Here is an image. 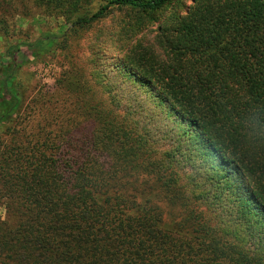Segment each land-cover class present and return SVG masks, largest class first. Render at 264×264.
Returning a JSON list of instances; mask_svg holds the SVG:
<instances>
[{
	"label": "trees",
	"instance_id": "trees-1",
	"mask_svg": "<svg viewBox=\"0 0 264 264\" xmlns=\"http://www.w3.org/2000/svg\"><path fill=\"white\" fill-rule=\"evenodd\" d=\"M34 1L48 7L55 0ZM81 1L56 0L74 27L114 7L153 19L175 0H96L95 10L72 20ZM168 29L164 60L145 50L116 65L132 83L153 90L182 135L214 158L221 195L226 188L219 183L232 180L241 207L231 212L247 225L246 239L258 224L264 237V186L258 184L264 179V0H192L160 36ZM55 43L47 33L35 42L7 41L0 54V127L9 124L6 133L16 138H0V189L14 218L0 223V264H206V252L211 264H264L263 253L237 234H224L195 205L183 207L178 232L196 238L202 256H175L176 244L162 234V214L146 196L154 187L173 192L172 152L153 146L152 135L117 124L113 111L100 113L91 98V141L39 146L22 140L10 125L22 106L17 75ZM142 169L153 177L135 176Z\"/></svg>",
	"mask_w": 264,
	"mask_h": 264
},
{
	"label": "rangeland",
	"instance_id": "rangeland-1",
	"mask_svg": "<svg viewBox=\"0 0 264 264\" xmlns=\"http://www.w3.org/2000/svg\"><path fill=\"white\" fill-rule=\"evenodd\" d=\"M191 5L192 0H175L155 13L153 19L137 10L114 7L93 23L74 27L71 19L66 20L64 10L57 7L56 0L48 7L34 0H0V18L7 30V33L3 28L0 30V54L5 51L7 41L35 42L47 33L56 36V43L48 52L20 68L17 81L22 106L10 125L19 130L23 141L39 146L70 140L91 141L96 113L87 104V99L91 98L100 113L113 111L117 124L152 135L153 138L147 139L153 146L172 152L173 160L169 165L174 169V188L173 192H168L173 196L163 191L162 186L154 187L146 196L154 200L162 214V234L176 244L175 256H191L192 259L202 256L197 239L178 232L182 231L178 224L184 214L183 207L194 205L211 215L224 234H237L243 241L247 240L252 250L264 254L261 226L258 224L252 229L251 239H246L247 225L231 212L241 207L230 185L232 180L219 183L226 188L221 195L215 175L222 177V172L216 168L214 158L182 135L172 110L166 105L157 106L153 90L145 91L132 83L116 65L128 55L139 58L145 50L153 53L155 59L164 60L167 40L171 37L162 36H170L171 32L168 29L160 36L161 28L169 27L174 18ZM97 6L96 0H82L72 20ZM127 111L132 114L128 115ZM6 126L0 127L2 142L16 140L7 135ZM205 171L214 173L215 178H205ZM135 176L145 180L152 175L148 169H142L135 171ZM260 181L258 184L264 186V179ZM4 190L0 189V223L14 221ZM203 258H208L206 264H211L208 252Z\"/></svg>",
	"mask_w": 264,
	"mask_h": 264
}]
</instances>
